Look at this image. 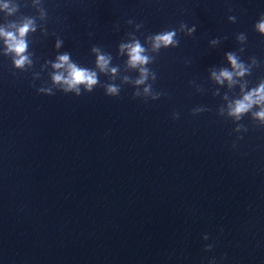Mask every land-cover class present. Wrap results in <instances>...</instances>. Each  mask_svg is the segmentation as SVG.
Instances as JSON below:
<instances>
[{
    "label": "water",
    "instance_id": "obj_1",
    "mask_svg": "<svg viewBox=\"0 0 264 264\" xmlns=\"http://www.w3.org/2000/svg\"><path fill=\"white\" fill-rule=\"evenodd\" d=\"M261 14L264 0H0L27 57L0 35V264H264ZM64 54L91 90L54 80Z\"/></svg>",
    "mask_w": 264,
    "mask_h": 264
},
{
    "label": "clouds",
    "instance_id": "obj_2",
    "mask_svg": "<svg viewBox=\"0 0 264 264\" xmlns=\"http://www.w3.org/2000/svg\"><path fill=\"white\" fill-rule=\"evenodd\" d=\"M230 19H235V17H230ZM30 25H31V21L21 26V28L19 29V34L21 37L29 30ZM254 27L256 31H258L261 34H264V14H261V18L254 25ZM0 35L6 36L7 38L6 43L8 42V40L13 41V43H9V48L15 51L17 56L19 57L18 59L15 60L16 66L22 67L27 59V57L21 55L26 48V44L24 40L16 39V37L12 33H4L2 29H0ZM174 35H175L174 31H168L156 35L154 37V47L159 48L161 47V45L167 46L169 44H174L175 43V41L173 40ZM57 46H59V43L57 44ZM143 51L144 50L141 48V46L138 43H136L134 46H131L129 48L130 63L133 66H135L137 63L139 64L147 63L148 57L141 55ZM58 59H59V63L54 64V67L59 69L63 67L65 64H67L68 77L65 78L62 75L57 74L54 76L55 81L59 82L61 80H64V82L67 83L69 88H75L77 85L83 83L89 88V90H91V86L96 83L94 74L89 73L86 69L77 68L75 64L70 63L68 54L61 55ZM228 59L232 62V64L235 67H241V65L237 64L236 58L231 53L228 54ZM107 62L108 61L103 56H100L98 58V63L102 68L107 64ZM146 71H147L146 69H142V72H146ZM221 75L226 78H231V73L227 71H223ZM142 81L143 78L141 81H137V83H141ZM261 90H264V85H261ZM77 91H79L78 88ZM108 92L111 94H115L117 92V89L115 87L110 86L108 88ZM244 101H248V103H245ZM244 101L237 102L236 107L233 109L234 113H243L249 108L250 104L252 103V94L250 93L249 95L245 96ZM257 116L260 118H264V112L257 113ZM207 248L210 249L211 245H208Z\"/></svg>",
    "mask_w": 264,
    "mask_h": 264
}]
</instances>
